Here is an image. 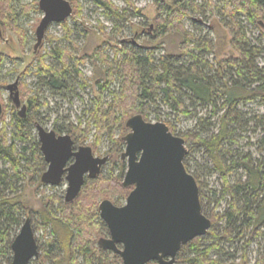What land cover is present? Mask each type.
I'll use <instances>...</instances> for the list:
<instances>
[{"label":"trees","instance_id":"trees-1","mask_svg":"<svg viewBox=\"0 0 264 264\" xmlns=\"http://www.w3.org/2000/svg\"><path fill=\"white\" fill-rule=\"evenodd\" d=\"M79 1H72L74 7L71 19L75 20L80 16ZM88 1L113 24L115 34L122 32L121 25L133 16L129 12L130 7L119 8L112 0ZM150 1L157 8L153 36L164 37L169 33L178 34L181 37L179 55H164L156 58L154 52L160 48L159 45L157 48L147 50L146 47L138 46L133 41L118 42L114 35H106L102 28L100 31L106 37V41L89 56L79 57L76 46L68 47L59 43L48 53L40 54L41 49L35 53L37 85L45 88L53 96L69 99L71 102L75 99L80 101L82 100L78 92L80 88L82 90L86 86L96 88L90 107L84 109L75 122L69 119L66 122L56 119L51 128L58 134L71 136L77 144H84L91 137L90 147L93 152L105 135L113 144L112 148L120 153L124 148L122 137L127 132L125 122L137 114L141 115L145 121H149L152 109L158 102L171 105L178 113L189 115L184 108L181 96L183 92H190L196 103H202L206 107L210 105L213 116H216L217 112L220 114L216 132L207 135L200 133L178 136L184 139L185 144L191 143L195 148L203 150L212 165L213 172L217 173L222 180L221 195L218 200L226 197H229V200L222 215L211 213L207 216L198 176L192 174L199 188L202 212L210 219L211 228L204 237L196 238L182 246L176 260L180 264H222L223 256L229 261L235 257L233 253H225L220 247L221 244L234 245L235 242H241L248 237L243 244L239 262L249 264L246 249L258 236L257 228L264 224V220L260 219L264 210V164L259 160L253 161L249 154L243 157L233 156L226 147V143L234 135V128L243 125L244 114L239 107L255 101L264 104V65L260 66L258 63L264 54V45L253 42L244 26V24L255 28L264 26V0ZM214 7L221 10L224 17L223 24L232 36L230 45L238 54L237 58L217 62V78L220 82L214 80L213 76L207 72L209 63L202 57L203 53L209 50V44L195 37L185 27V21L192 16L207 19V16L213 14ZM135 11L139 14L138 10ZM15 21L12 7L0 0V37L4 31L3 25L13 27L16 25ZM61 26L68 39L72 32L68 22L61 23ZM15 30L21 38L25 39L23 31ZM261 37L264 39V34H261ZM116 45L119 46L116 47ZM109 48L114 51L112 59L106 54ZM46 54L50 56L51 63H46ZM187 57L192 62L186 65L183 58ZM87 61L99 64L100 67V73L97 69L91 76V79H94L93 83L87 82L80 69L81 65ZM112 85H116V89H113ZM19 86L22 87L18 79V89ZM105 95L109 96L105 97ZM19 96L20 100L26 101L27 118L20 119L14 115L9 138L4 127L0 129V163L8 167L0 169V186L2 187L0 190V264L11 263V243L23 223L25 213L22 204L19 201L14 202V197L5 193L9 190L17 194L14 181L26 182L27 173L37 178L45 167L39 153L38 142L32 136L34 130L32 111L38 108L37 94L30 95V91L26 89L21 92V95L19 92ZM156 120L160 119L156 117ZM164 124L173 135H177L176 126L173 123L164 120ZM260 133L257 140L258 150L264 151V128ZM187 156L188 154L183 163L188 171ZM238 169H243L246 178L244 181L239 180L231 185L229 178ZM10 170L13 175H9ZM111 182L113 185L109 183L106 188L105 183H101L99 189L95 191L102 196H107L115 188L116 181L113 179ZM118 186L117 190L122 192L124 197L127 196L129 189L123 188L121 184ZM54 198L55 201L52 199L46 206V215L45 218H41L40 224L51 227L57 221L67 229L64 235L54 233L53 239L44 246L45 255L41 264H59L61 261L65 264H122L120 258L115 255L113 259L116 262L111 263L108 256H103L105 252L97 246V253L91 251L89 237L85 232L90 227L97 228V226L104 230V234L107 232L100 220L94 223L91 221L95 215L90 212L97 206L96 203L93 205L83 203L80 215L83 218V225L78 227L75 224L66 223L67 221L63 223L64 219L59 217L60 215L56 216L53 202H60L61 199ZM70 204L72 202L65 203V206ZM221 221L223 225L217 228L218 222ZM107 254L111 255V253ZM254 264H264V259H257Z\"/></svg>","mask_w":264,"mask_h":264},{"label":"rangeland","instance_id":"rangeland-1","mask_svg":"<svg viewBox=\"0 0 264 264\" xmlns=\"http://www.w3.org/2000/svg\"><path fill=\"white\" fill-rule=\"evenodd\" d=\"M1 1H5L10 7H12L16 17L15 22L17 26L14 25L11 27L3 25L4 31L0 37V103L3 108L2 117L0 119V129L4 127L7 132V137L9 138V134L13 127V117L16 115L17 109L14 108L9 100L8 92L5 90V87L14 83L16 79H19V83L22 85V87L19 86L18 89L20 95L21 92L26 91V89L30 91V95L37 94L38 102L36 103V106H38V108L32 111L34 114V120L32 123L38 122L41 126L43 125L46 129L50 130L52 123L55 122L56 119L65 122L69 119L70 121L75 122L76 118L82 115L83 110L90 107V101L96 93V88L93 86H86L84 90L80 88L78 92L82 97V100L79 101L75 99L71 102L69 99L53 96L45 88L37 85L36 54L33 52V46L36 42L34 31L42 18V13L38 9L37 1ZM67 1L71 3L73 8V0ZM79 2L81 6L80 16L75 20L69 18L67 21L72 30L69 38L67 39L65 37V31L61 24L51 25L46 30L43 43L40 47V54L50 52L51 48L59 43L68 47L76 46L78 48L79 57L84 55L89 56L98 46L106 41V37L100 31L101 28L106 35H114L118 42L122 40L133 41L138 46L146 47L147 50L157 48V45H159L160 48L154 52L156 58L163 57L164 55L177 56L180 54L179 47L181 37L178 34L169 33L164 37L153 36L155 28L154 19L156 17L157 8L152 1L112 0V2L119 8L130 7L129 12L133 15L126 23L121 25L122 32L119 34L113 32V24L107 20L101 11L90 1L80 0ZM214 2H216V0H214ZM135 10H138L139 14H136ZM206 18L207 19L200 16H192L185 21V27L195 37L209 44V50L205 51L202 57L209 63L207 72L213 76L214 80L220 82L219 78H217V62L225 61L229 58H237L238 54L230 45L232 36L223 24L222 19H224V17L221 14V10L214 7L213 14ZM244 26L253 42L264 45V39L261 37V34H264V26L262 28H255L247 24H244ZM15 29L20 30L21 32L23 31L25 33V39L21 38ZM118 46L116 45V47ZM113 52L112 48H109L106 51V54L109 55L110 59L113 58ZM45 61L47 64L52 62L50 56L47 54ZM183 61L186 65L192 62L189 57L183 58ZM258 63L260 66L264 65V54L258 60ZM80 69L88 83H93L94 79L92 80L91 76L97 71V69L100 73L99 64L93 63L92 61H87L85 64L81 65ZM115 87L116 85H112L113 89ZM183 93L185 95L187 94V96H183V94L181 100L189 115L178 113L171 105L158 102L157 106L152 109L149 122L164 123V120H167L170 123H173L176 126L177 135L175 136L177 137H180L178 135L184 134L191 135L201 133L207 135L216 132V129L218 128L217 119L220 114L217 112L216 116H213L210 105L206 107L205 105H202V103H196L195 100H193L194 96L190 92ZM107 96L109 95H105V97ZM21 103L26 105V101L23 99H21ZM43 103H46V105H43ZM239 109L244 114L242 119L243 125L242 127L234 128L235 133L230 140L227 141L226 147L232 152L233 156L238 155L239 157H243L244 155L249 154L253 161L259 160L264 164V151L258 150L257 142L261 134V129L264 128V104L255 101L241 105ZM156 117L160 120H156ZM32 136L37 140L35 130H33ZM90 143L91 137H89V140L84 144L78 145L90 146ZM112 145L111 141L104 135L99 142L98 147L94 150L93 155L95 157L108 156L109 160L107 164L103 166L99 179L86 184L78 197L74 200V203L72 202V204L68 206H65L63 201L66 188L65 183H62L57 187L43 186L37 180L38 177L35 178L32 174H26V182L13 180L16 184L14 188L16 189L17 194L12 193L9 190H7L5 194L14 197V202L19 201L22 204L25 211V213L23 212V221L26 218L31 219L35 238L40 246L39 258L33 260L30 264H41V260L45 255L44 246L53 239L54 233L58 235H64V233H66L65 229L67 228L57 221H55L51 227H44L40 224L41 218H45L46 206L50 204L52 199L55 201L54 197L61 199L60 202H53V210L55 211L56 216L60 215L59 217L64 219L63 223L67 221L66 223H72L78 227L83 225V218L80 216L83 210V203H90V205L96 203L98 206L101 201L106 199L116 206H122L125 204L126 196L124 197V194L117 190V186L118 184H121L123 179L121 174L123 173L124 175L127 167L125 162L120 160V153L122 151L120 153L116 152V150L112 148ZM185 146L188 151V171L190 174L198 176L201 185L200 190L204 196L203 205L206 209L207 216L211 213L213 215H222L224 209L227 208L229 197L218 200L222 189L221 178L217 173L213 172L212 165L202 149L195 148L191 143H186ZM229 157L230 156H228V158ZM5 168H8L7 165H2L0 163V169ZM8 173L9 175H13L11 170ZM245 178L246 176L243 169H238L232 174V176H230L229 181L232 185L236 181H244ZM113 179L117 183L115 182V188L111 190L107 196H102L95 191L99 189L101 183H105V188L109 183L112 186L113 182L111 181ZM0 190H2L1 186ZM97 206L90 212L92 215H95L93 220H91L93 223L96 220H99ZM260 219L264 220V210L262 211ZM222 225V221L218 222L217 228ZM19 229L15 236L18 234ZM257 229L259 230L258 236L255 237L254 241L246 249L248 261L250 262L249 264H254L257 259H264V224ZM86 233L89 237V244H91L92 247L91 251L97 253L95 241L101 237H105L104 230L99 228V226H97V228L90 227L85 234ZM247 239L248 237L241 242H235L234 245L222 243L220 247L223 251L225 253H233L235 257L229 261L223 256L222 264H240L239 261L242 255V247ZM107 253L108 252H105L103 256H108L111 263L116 262V260L113 259V254L110 255ZM59 264L65 263L61 261Z\"/></svg>","mask_w":264,"mask_h":264},{"label":"water","instance_id":"water-1","mask_svg":"<svg viewBox=\"0 0 264 264\" xmlns=\"http://www.w3.org/2000/svg\"><path fill=\"white\" fill-rule=\"evenodd\" d=\"M42 18L35 30L34 51L41 45L47 28L68 20L73 12L67 0H37ZM9 100L20 119L27 117V107L21 103L18 80L7 85ZM0 103V118L2 116ZM128 133L122 138L125 148L121 159H126L127 170L123 187H133L121 207L103 200L99 216L106 224L109 237L98 240V246L120 257L122 264H179L176 256L188 242L204 237L211 221L203 212L199 188L195 178L184 166L188 154L185 141L173 135L162 122H147L139 114L126 123ZM40 151L48 163L41 181L57 186L61 176L68 187L64 196L72 202L84 183V175L95 179L107 157L92 155L89 146L72 152L69 135L57 136L36 124ZM74 162L63 170L67 161ZM10 264H29L38 258V246L29 218L25 219L11 243Z\"/></svg>","mask_w":264,"mask_h":264},{"label":"flooded vegetation","instance_id":"flooded-vegetation-1","mask_svg":"<svg viewBox=\"0 0 264 264\" xmlns=\"http://www.w3.org/2000/svg\"><path fill=\"white\" fill-rule=\"evenodd\" d=\"M37 1V0H36ZM71 4V3H70ZM37 6H38V3H37ZM73 9V8H72ZM69 20V19H68ZM68 20H66V21H68ZM40 22V21H39ZM65 22V21H64ZM63 22V23H64ZM61 24V23H60ZM60 24H58V25H60ZM52 25H54V24H52ZM51 26V25H50ZM49 26V27H50ZM48 27V28H49ZM47 28V29H48ZM36 30V29H35ZM46 33V32H45ZM34 36H35V31H34ZM44 37H45V35H44ZM36 40V39H35ZM44 40V39H43ZM36 43V42H35ZM42 43H43V41H42ZM42 43H41V45H42ZM35 45V44H34ZM41 45L38 47V49L36 50V51H34V46H33V52L34 53H36V52H38V50L40 49V47H41ZM16 80H18V79H16ZM0 88H1V86H0ZM27 116H28V114H27ZM27 118V117H26ZM25 118V119H26ZM147 122H149V121H147ZM126 123V122H125ZM36 124H39L38 122H33V127H34V130L36 131ZM43 124V123H42ZM40 125V124H39ZM42 127L45 129V130H48L49 131V129H46L43 125H42ZM125 128H126V126H125ZM50 130H52V128L50 129ZM54 131V130H53ZM126 134L128 133V129L126 128ZM55 132V131H54ZM55 134L57 135V136H59V135H67V134H58V133H56L55 132ZM125 134V135H126ZM124 135V136H125ZM123 136V137H124ZM71 137V136H70ZM122 137V138H123ZM36 138H37V142H38V149H39V153H40V155H41V159L43 160V163H44V165H45V167L43 168V171L40 173V175H39V177H38V181H39V183L41 184V185H43V186H49V187H57V186H60L62 183H65L66 184V188H65V193H66V190H67V187H68V183H67V181H66V179H65V177H66V175H67V172L65 171L63 174H62V176H61V182H60V184L59 185H57V186H52V185H49V184H44L42 181H41V177H42V175H43V173H45L46 171H47V169H48V163L44 160V156H43V154H42V152L40 151V142H39V140H38V136H37V131H36ZM72 139V138H71ZM72 141H73V146H72V152H76L77 150H78V148L81 146H84V145H78L77 143H75L74 142V140L72 139ZM122 142H123V140H122ZM123 145H124V148H125V144H124V142H123ZM90 147V146H89ZM91 148V147H90ZM124 148H123V151L121 152V154L124 152ZM91 151H92V155H93V150H92V148H91ZM121 154H120V160L121 161H124L125 162V164H126V167H127V161H126V159H121ZM94 156V155H93ZM95 157V156H94ZM104 157H107V161H106V163L105 164H107V162H108V160H109V157L108 156H104ZM97 158H103V157H97ZM74 162V158L73 157H71L68 161H67V163L65 164V166H64V168H63V170L64 169H66L68 166H70L72 163ZM104 164V165H105ZM103 165V166H104ZM103 166L101 167V170H100V173L97 175V177L95 178V179H90L89 178V176H88V173L87 174H85L84 175V183H83V185H82V187H81V189H80V191H79V194H80V192H81V190L85 187V185L86 184H88L89 182H93V181H95L96 179H99V177H100V174H101V171H102V168H103ZM126 170H127V168H126ZM126 172V171H125ZM27 174H30V173H27ZM33 175V174H32ZM124 176H125V173H124V175H123V179H124ZM123 179H122V182H123ZM122 182H121V186H122ZM123 187V186H122ZM123 188H128L129 189V192H128V194L132 191V189H133V187H123ZM78 194V195H79ZM128 194H127V196H128ZM65 196V195H64ZM127 196H126V198H127ZM78 197V196H77ZM76 197V198H77ZM75 198V199H76ZM126 198H125V200H126ZM74 199V200H75ZM73 200V201H74ZM106 200V199H105ZM63 201H64V197H63ZM72 201V202H73ZM102 202V201H101ZM100 202V203H101ZM64 203H66L65 201H64ZM69 203H71V202H69ZM99 203V204H100ZM112 203V202H111ZM99 204H98V206H99ZM113 204V203H112ZM114 205V204H113ZM98 206H97V211H98V218H99V220L102 222V224L104 225V227H105V229H106V234H105V237H101V238H108L109 237V233H108V229H107V226H106V224L103 222V220L100 218V216H99V210H98ZM116 206V205H115ZM123 206V205H122ZM117 207H121V206H117ZM27 219V218H26ZM30 219V218H29ZM25 221V220H24ZM23 221V222H24ZM30 221H31V219H30ZM23 224V223H22ZM31 226H32V223H31ZM32 230H33V227H32ZM33 233H34V230H33ZM34 237H35V234H34ZM101 238H99V239H101ZM36 239V238H35ZM98 239V240H99ZM98 240L96 241V246L97 247H99L98 246V244H97V242H98ZM36 242H37V240H36ZM37 246H38V258H39V250H40V246L38 245V242H37ZM100 248V247H99ZM101 249V248H100ZM102 250V249H101ZM102 251H104V252H108V251H105V250H102ZM108 253H111V252H108ZM111 254H113V253H111ZM113 255H115V254H113ZM115 256H117V255H115ZM118 258H120L119 256H117ZM37 258V259H38ZM121 260V259H120ZM33 261V260H32ZM31 261V262H32ZM30 262V263H31ZM29 263V264H30ZM178 263V262H177ZM180 264V263H179Z\"/></svg>","mask_w":264,"mask_h":264}]
</instances>
